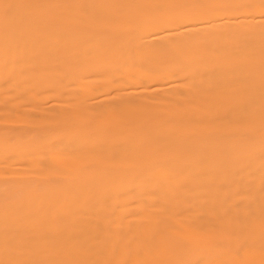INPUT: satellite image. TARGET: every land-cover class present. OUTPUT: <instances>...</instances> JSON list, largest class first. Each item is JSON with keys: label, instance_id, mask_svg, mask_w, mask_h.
Wrapping results in <instances>:
<instances>
[{"label": "bare ground", "instance_id": "1", "mask_svg": "<svg viewBox=\"0 0 264 264\" xmlns=\"http://www.w3.org/2000/svg\"><path fill=\"white\" fill-rule=\"evenodd\" d=\"M0 264H264V0H0Z\"/></svg>", "mask_w": 264, "mask_h": 264}, {"label": "rangeland", "instance_id": "2", "mask_svg": "<svg viewBox=\"0 0 264 264\" xmlns=\"http://www.w3.org/2000/svg\"><path fill=\"white\" fill-rule=\"evenodd\" d=\"M186 220H187V223H189L191 226H193L194 228H196V229H198L199 227H201L202 225H208V224H213V225H216V224H218L217 222H215V221H212V220H209V219H204V220H202V219H200V220H197V219H193V218H191V217H187L186 218ZM252 222V224H254V222L253 221H251ZM224 225H228V223L227 222H222ZM258 222H256L255 224H257ZM177 224H178V222H177ZM176 224V222H174V225L176 226L177 225ZM230 224V223H229ZM175 226H174V228H175ZM195 235H197V234H195ZM176 237H177V235H176V232H174V240L176 239ZM200 238V236L199 235H197V239H199ZM174 247H175V242H174Z\"/></svg>", "mask_w": 264, "mask_h": 264}]
</instances>
